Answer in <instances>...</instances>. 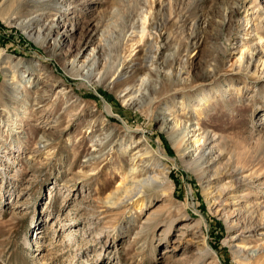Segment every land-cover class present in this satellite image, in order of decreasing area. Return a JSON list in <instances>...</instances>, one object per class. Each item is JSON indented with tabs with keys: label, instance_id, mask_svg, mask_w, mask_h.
Segmentation results:
<instances>
[{
	"label": "rangeland",
	"instance_id": "obj_1",
	"mask_svg": "<svg viewBox=\"0 0 264 264\" xmlns=\"http://www.w3.org/2000/svg\"><path fill=\"white\" fill-rule=\"evenodd\" d=\"M23 2L0 0V264H264L228 213L264 215V0Z\"/></svg>",
	"mask_w": 264,
	"mask_h": 264
},
{
	"label": "bare ground",
	"instance_id": "obj_2",
	"mask_svg": "<svg viewBox=\"0 0 264 264\" xmlns=\"http://www.w3.org/2000/svg\"><path fill=\"white\" fill-rule=\"evenodd\" d=\"M22 8H23V12L27 11V9H30L31 11H36V9L39 8L38 5H36L35 3L32 2V0H25V2H23L22 4ZM39 10V9H38ZM30 12V11H28ZM24 13H20V15L16 16L15 18L17 20L19 19H22V15ZM32 22L33 20H29L28 21V24L25 25L24 24V21L20 22L19 25L22 26V28L24 29H29L31 26H32ZM152 28H154V25L152 26ZM150 48H148L150 51H152L154 49V46L153 44H150ZM62 48L61 44H56L55 45V49H60ZM148 59V58H146ZM74 65V63H73ZM94 65V64H93ZM42 103V102H41ZM199 136H201L199 139L196 137L195 140L192 142V146L191 147H194L196 149V152L199 154L196 156V164H197V169L199 171L202 172V174L204 173V166L206 164H208V159L206 158V151L210 149V151H212L215 147L214 143L209 139V136L208 134L204 131L202 132V134H200ZM186 138H182V134H177L176 138L174 139H170L171 143L177 148V150L179 152H182V149H183V145L184 143L186 142L185 140ZM212 145V147H210ZM186 150L183 151V153L185 152ZM223 154V150H220V155ZM244 171L243 168H241V171ZM240 170L237 168L236 170H234V174L238 176ZM253 172V171H252ZM222 172H216L215 175H220ZM241 176V175H240ZM163 178L164 179H168V175L167 174H163ZM257 178V177H256ZM255 178V173L254 174H250V175H247V176H244L242 178H238L236 177V179L232 182V184L230 185V190L232 189L234 191L233 192H228L227 195H229V197L227 198L228 199V202H232V204H236V200L240 197H237L236 196V191L239 187L241 186H244L247 182H252ZM258 180V179H257ZM151 184V183H150ZM209 186V191L212 190V192H207V197L209 199V196L211 194H213L215 192V189L213 187H211V184H208ZM249 186V185H248ZM224 194H225V191L224 190H218L217 193L214 195V197H212L211 200H214V205L219 201L221 200L223 197H224ZM234 202V203H233ZM231 204V203H230ZM229 205V204H228ZM229 223L230 224H233L234 226H238L240 225L241 223L239 222V219H244V223H242L244 226H243V229L245 230H250V232H255L257 230H260V228H264V215L261 216V219H262V222L261 223H256L255 224V220L258 218V215L256 213V211L254 210L253 207L249 206V208H246L244 210H241V209H237L236 206L235 208H231L229 211ZM236 219V220H234ZM170 229H169V232L172 230V222L168 223ZM264 245V244H263ZM261 246L260 248L259 247H256V250L257 251H260L262 248L264 249V246ZM238 250L240 251V253L242 254V256H244L245 259H251L253 258V256H250L249 254H245V252L247 251L245 248H238ZM239 253V254H240Z\"/></svg>",
	"mask_w": 264,
	"mask_h": 264
}]
</instances>
